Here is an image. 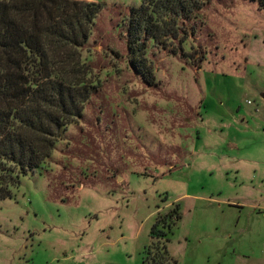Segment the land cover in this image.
Segmentation results:
<instances>
[{
	"label": "rangeland",
	"instance_id": "obj_1",
	"mask_svg": "<svg viewBox=\"0 0 264 264\" xmlns=\"http://www.w3.org/2000/svg\"><path fill=\"white\" fill-rule=\"evenodd\" d=\"M87 1L58 68L96 93L38 167L0 165V264H264V3L210 0L148 45L147 85L121 33L140 0Z\"/></svg>",
	"mask_w": 264,
	"mask_h": 264
},
{
	"label": "trees",
	"instance_id": "obj_2",
	"mask_svg": "<svg viewBox=\"0 0 264 264\" xmlns=\"http://www.w3.org/2000/svg\"><path fill=\"white\" fill-rule=\"evenodd\" d=\"M209 1L140 0L129 7L121 29L128 64L147 85L154 84L148 45L170 51L174 40L180 44L179 32L193 34L186 22ZM100 9L99 2L87 0H0V165L22 175L34 170L95 95L94 87L74 83L75 67L61 72L58 65L84 46ZM3 185L0 198L9 197ZM162 245L159 259L167 257ZM154 259L142 258L141 264H159Z\"/></svg>",
	"mask_w": 264,
	"mask_h": 264
},
{
	"label": "built area",
	"instance_id": "obj_3",
	"mask_svg": "<svg viewBox=\"0 0 264 264\" xmlns=\"http://www.w3.org/2000/svg\"><path fill=\"white\" fill-rule=\"evenodd\" d=\"M249 102V101H248Z\"/></svg>",
	"mask_w": 264,
	"mask_h": 264
}]
</instances>
